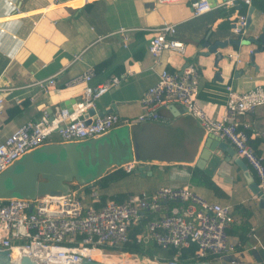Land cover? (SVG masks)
<instances>
[{"label": "crops", "instance_id": "1", "mask_svg": "<svg viewBox=\"0 0 264 264\" xmlns=\"http://www.w3.org/2000/svg\"><path fill=\"white\" fill-rule=\"evenodd\" d=\"M224 1L209 0L211 10L194 15L192 0L163 4L157 0H0V142L24 122L38 120L44 112L54 114L57 108H71L81 100L85 84L66 83L89 67L96 68L91 85L113 75L122 78L119 85L95 100L90 114L115 112L121 118H134L143 111L141 96L157 82L162 68L181 72L186 65H193L199 69L200 101L209 115L219 117L225 110L227 85L244 92L264 84V45L249 41L263 32L264 0H253L251 22L242 38L231 31V26L238 14L249 13V6H227ZM164 20L176 25V36L187 43V51L165 50L156 64L148 49L152 38L148 28ZM121 28L132 29L127 41ZM219 39L243 42L219 48L229 58L216 63L215 53H208L206 42ZM257 48L260 50L252 58L250 49ZM159 111L163 121L119 125L107 133L116 139L124 137L129 148L123 161L104 170L102 176L117 173L128 162L135 168L112 180L102 193L125 197L151 193L164 185H190L211 201L229 204L232 209L241 205L250 208L256 236L264 244V206L253 190V183L259 188L258 178L249 163L217 136L224 148L202 158L210 134L198 119L178 105ZM245 118L251 123V142L264 158V105ZM92 139L70 143L83 145ZM60 143L69 142L54 132L32 151L39 154L45 145ZM238 161L246 163L247 169ZM195 169L208 174L219 191L202 180L194 183ZM80 172L86 171L81 167ZM97 179L85 183L74 179L70 185L89 193L93 185L97 186ZM231 237L240 242L237 236ZM254 242L249 238L242 247L222 254L219 262L264 264V249L248 247Z\"/></svg>", "mask_w": 264, "mask_h": 264}, {"label": "built area", "instance_id": "2", "mask_svg": "<svg viewBox=\"0 0 264 264\" xmlns=\"http://www.w3.org/2000/svg\"><path fill=\"white\" fill-rule=\"evenodd\" d=\"M179 1L185 0H157L161 4ZM237 1L245 6L253 2L226 0L223 5L235 6ZM191 5L194 15L212 8L209 0H192ZM247 24L248 13H240L233 20L231 31L242 38ZM131 30L120 29L124 41ZM148 31L152 34L148 49L156 64L165 50L180 54L187 51V43L176 36L174 23L164 20ZM94 74L95 68L89 67L66 83L85 84L81 100L71 108H57L54 114L44 112L40 119L24 122L0 142V173L27 152L41 146L54 132L65 142L98 138L115 126L163 121L160 108L178 105L198 119L206 134L228 141L237 155L249 163L258 178V197H264V158L251 142V123L245 118L264 105V84L244 92L227 85L225 110L219 117H213L200 101L197 67L186 65L181 72L162 68L157 82L140 98L143 111L134 118H121L115 112L88 114L94 108L95 100L119 85L122 79L120 75H113L91 85L89 82ZM2 102L0 99V110ZM134 168L133 162L123 166L126 172ZM100 200V189L94 185L89 193L71 188L69 192L47 193L35 199H0V247L8 250L12 264H20L22 256H29L38 264H89L88 260L102 264H180L181 249L191 243L196 245L192 258L200 261L208 255H218L213 259L215 262H219L225 252L242 245L229 232L235 221L232 206L211 201L190 185H164L151 193H130L122 201L110 199L97 206ZM145 212L150 218L139 233L138 242L174 247L178 251L172 259H149L138 253L111 248L127 240L130 226ZM248 236L255 239L248 245L250 249H264L253 228ZM115 255L118 258L114 262L105 261Z\"/></svg>", "mask_w": 264, "mask_h": 264}, {"label": "water", "instance_id": "3", "mask_svg": "<svg viewBox=\"0 0 264 264\" xmlns=\"http://www.w3.org/2000/svg\"><path fill=\"white\" fill-rule=\"evenodd\" d=\"M237 5L242 6L238 1ZM253 10L254 7L250 5L247 26L251 22ZM249 41L264 45V26L259 38L250 37ZM242 42L241 39H219L212 44L206 42V46H208V53H215L217 63L222 58H229V54H223L218 50L219 48H224L228 44L240 46ZM259 50V48L253 50L252 58L255 52ZM90 111L91 109L88 114L91 113ZM219 140L214 135H210L206 145L207 150L203 152L202 158H209L217 153V148H224ZM128 148L129 144L124 137L116 139V137H110V134H107L104 139L94 138L83 145L77 142L45 145L40 149L39 154H35L34 151L28 152L0 173V199L11 197L35 199L47 193L69 192L70 184L74 179L80 183H85L93 177H102L104 170L123 161L122 157L126 155ZM238 162L243 169H247L246 163ZM81 167L86 171L85 173L80 172ZM245 175L249 181H252V176L249 173L245 172ZM252 187L257 194L260 193L256 183H253ZM260 203L264 206V197H260ZM87 262L89 264H102L97 261L88 260ZM0 264H12L8 250L2 247H0ZM20 264L38 263L29 256H22ZM184 264L244 263L200 260Z\"/></svg>", "mask_w": 264, "mask_h": 264}, {"label": "trees", "instance_id": "4", "mask_svg": "<svg viewBox=\"0 0 264 264\" xmlns=\"http://www.w3.org/2000/svg\"><path fill=\"white\" fill-rule=\"evenodd\" d=\"M225 90H226V100H227L228 91L226 87ZM125 174H126L125 170L119 169L117 170V173H108L97 179L95 183L100 188V192H101V200L100 202L97 203V206H102L110 199H114L116 201H122L126 197V196L123 197L122 194L109 196L107 194L102 193V189L106 188V186L112 180H115L118 177H121ZM192 180L194 183L198 182L199 180H202L207 185L212 187L215 191L217 192L219 191L215 183L212 182L211 177L199 169L193 170ZM86 188L87 190L89 189V187ZM232 214L235 217V221L231 224L229 232L231 235H235L239 238L242 247L247 241H249L250 237L248 236V234L252 230V228L256 232V228L252 220L253 213L250 208L241 205L235 209H232ZM148 218H150V214L148 212H145L143 216L138 220V222L130 226L127 240L122 244L114 245L111 248L117 250H123L129 253H138L149 259L157 258L161 261H167L169 259H172L173 256L177 254L178 250L176 248L174 247L162 248L158 246L155 242H149V243L138 242V235L143 230ZM195 248L196 245L194 243H191L189 247H184L181 249V255L179 256L180 264L197 261L194 258H192ZM238 248H240V246H238L237 249ZM217 256L218 255L211 254L206 256L202 260L213 261V259ZM97 257L101 258L99 255Z\"/></svg>", "mask_w": 264, "mask_h": 264}, {"label": "rangeland", "instance_id": "5", "mask_svg": "<svg viewBox=\"0 0 264 264\" xmlns=\"http://www.w3.org/2000/svg\"><path fill=\"white\" fill-rule=\"evenodd\" d=\"M118 258V256L117 255H115V256H113V257H108V259H104L105 261H107V262H114L116 259ZM216 259H218V258H216ZM219 260V259H218Z\"/></svg>", "mask_w": 264, "mask_h": 264}]
</instances>
